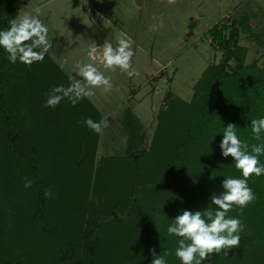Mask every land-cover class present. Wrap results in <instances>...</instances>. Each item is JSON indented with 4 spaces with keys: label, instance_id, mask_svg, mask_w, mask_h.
<instances>
[{
    "label": "trees",
    "instance_id": "trees-1",
    "mask_svg": "<svg viewBox=\"0 0 264 264\" xmlns=\"http://www.w3.org/2000/svg\"><path fill=\"white\" fill-rule=\"evenodd\" d=\"M18 14V0H0V30L8 28V21L17 18ZM227 27H230L228 36ZM240 27L250 29L249 24L234 16L231 24L216 23L211 27L212 41L221 42L224 57L205 68L194 84L191 100L168 94L171 99L158 112V124L149 150L136 148L144 141L139 118L128 109L123 119L129 133V161L137 160L138 167L144 168L139 182L136 176L133 177L131 195L141 192L147 201L149 194L152 197L150 203L155 205L157 195H164L171 182L179 190L172 198L179 199L182 204L163 210L159 206L153 210L141 203L137 195L131 200L130 196L119 194L122 190L112 189L107 193L110 204L104 209L106 220L102 223L97 219L86 222L84 212L76 223L64 214L66 210L61 206V197L55 198L52 194L46 198L44 195L46 189L54 193L63 188L65 195L67 175L81 169L85 154L90 155L91 163L94 161L92 151L95 152L97 147V133L93 144L85 148L79 144L76 149H67V146L63 148L64 144L57 143L62 136L66 139L64 143L68 141L67 134L72 132L69 127L65 130L61 128L63 126H57L62 121L60 114L65 112L64 106L70 107L75 124L79 121L78 108L84 103L80 101L78 106H73L65 99L55 108L44 107L45 94L52 86L70 83L67 75L48 55L31 66L19 61L13 64L0 47V264H125L127 256L120 254L119 248L131 250L133 245L139 244L140 238L143 244L145 228L155 230L152 240L147 241L149 249L155 248L159 254L170 252L168 264H181L175 256L180 237L169 236L167 227L185 209L203 211L208 206L215 209L210 205L211 196L223 191L224 177L242 178L233 157L222 156L220 142L224 128L229 123L236 124L239 137L250 146L264 142V133L259 141L251 134V120L264 117V66L259 67L257 60L250 64L245 62L248 48L239 42ZM230 58H235L238 63L231 65ZM84 101L82 113L91 108L100 121L99 110L88 98ZM162 112L166 120H163ZM86 118L89 117L83 115V119ZM89 133L92 130L85 124L76 131L77 135L86 138ZM259 159L264 164V156ZM63 162L67 163L62 168L60 163ZM156 170L162 174L154 175ZM166 173L171 181L162 178ZM179 173L185 180H191L187 187L177 178ZM25 177L33 181L30 188L24 186ZM248 183L257 198L239 216L245 226L240 233L239 247L232 248L228 255L224 252L211 254L202 264H264V175L253 176ZM141 184L142 188L138 187ZM161 184L166 186L161 188ZM77 196H72L73 207L80 202V196ZM228 215L238 216L239 209L234 208ZM116 219L131 228L133 234L125 235L129 240H113L110 238L114 237L106 233L105 229L110 228V233L117 234L118 229L112 226ZM107 220L110 224H106ZM91 225L95 227L94 231ZM97 251H102L103 256L98 258ZM120 258H125L124 262Z\"/></svg>",
    "mask_w": 264,
    "mask_h": 264
},
{
    "label": "rangeland",
    "instance_id": "rangeland-1",
    "mask_svg": "<svg viewBox=\"0 0 264 264\" xmlns=\"http://www.w3.org/2000/svg\"><path fill=\"white\" fill-rule=\"evenodd\" d=\"M44 1L19 0L18 18L25 12L36 15L39 10L40 19L49 28L48 38L53 45L49 53L59 64H65L63 70L68 75L69 73L76 75L74 71L77 63L93 62L112 83L111 90L95 89V95L91 98V102L100 108L101 112L104 114L109 112V115L104 117L109 126L104 128L95 152L92 151L94 161L91 163L90 155L85 154L86 158L81 169H78L77 173L73 171L67 175L68 190L65 191V195L64 188L62 191L52 193L55 198H62L61 206L64 211L66 210L64 214L71 216L70 220L79 223L84 212L86 222L97 219L102 223L106 220L107 211L105 212L104 209L110 204L107 193L112 189L117 192L122 190L119 194L130 196L132 200L137 195L136 193L131 195L130 188L135 179L133 177L136 176L137 181L140 180L139 177L144 171L143 167H138L137 160L131 162L127 156L129 133L123 121L126 111L131 109L144 125L141 130L144 141L136 148L141 151L149 150L158 124V112L163 105L169 104L171 99L168 94L171 93L170 95L179 99L191 100L194 84L205 68L212 62H220L224 57L225 52L221 42L212 41L211 27L216 23L231 24L233 16L250 25L249 30L239 28V42L248 48L245 62L250 64L257 60L259 67H263L264 0H177L175 4H168L167 0H77V4L74 3L75 0ZM161 19L165 27L159 30L153 29L152 26L158 24ZM229 32L230 27H227L226 36ZM121 38L128 39L131 43L134 53L132 66L135 69L132 74L119 69L115 71L104 69L98 59L93 61L88 56L93 44L100 42L104 44L108 40L115 46ZM229 63L236 65L238 62L235 58H230ZM156 70L159 72L154 76ZM81 101L84 104L78 108L77 123L74 124L75 119L71 117L68 105L64 106L65 112L60 114L62 121L56 123L65 130L69 128L72 130L71 134H67L69 139L65 143L64 136L57 140L59 145L64 144L63 148L67 146V149H76L79 144L85 148L92 145L95 139L94 131L87 134V138L76 134L79 126L84 125L83 115L98 121L97 114L91 108H88V112L82 113L85 110V101L84 99ZM162 114L163 120H166L165 113ZM72 125L73 127H70ZM66 163H60V166L63 168ZM136 167L139 169L136 170ZM146 172L151 173V170ZM64 173L66 175V170ZM153 174L158 176L162 172L156 170ZM166 174L162 175V178L171 181L170 175ZM177 178L186 187L191 183V180H185L181 173ZM169 183L170 186L167 185L169 190L164 195H157L155 205L150 203L152 197L149 194L146 201L139 192L138 199L153 210L159 206L163 210V208L170 209L172 205L175 207L181 205L179 199H173L174 195L179 194L178 188L174 183ZM142 185L138 187L142 188ZM160 186L163 187L162 184ZM83 193L89 195L85 197ZM77 194L80 196V202L77 203V207H73L75 203L71 199ZM115 213L118 214L119 210ZM107 223L110 224L108 220ZM113 223L114 229H118L117 234L110 233V228L105 229L110 237H114L110 239L129 240L125 235L133 232L128 224L117 219ZM90 227L94 231L95 227L92 225ZM137 228L138 231L141 230L140 226ZM154 231L151 228L147 231L145 228L142 232L145 242L141 244L142 240L138 238L139 244L133 245L131 250L119 248V253L124 254V257L127 256L126 260L125 258L120 260L122 262L125 260V264H150L152 260L150 257L153 256L147 241L152 240ZM83 234H87L85 230ZM83 239L87 241V236ZM82 246L83 251L85 247L83 244ZM250 248H253V245ZM40 249L44 250L41 247ZM97 253H99L98 258L103 256L102 251Z\"/></svg>",
    "mask_w": 264,
    "mask_h": 264
},
{
    "label": "clouds",
    "instance_id": "clouds-1",
    "mask_svg": "<svg viewBox=\"0 0 264 264\" xmlns=\"http://www.w3.org/2000/svg\"><path fill=\"white\" fill-rule=\"evenodd\" d=\"M176 2L177 0H167L168 4ZM8 23V28L0 30V47L8 54L7 59L13 64L19 61L27 66L43 61L53 45L48 38L49 28L40 19L39 10L36 15L25 12ZM152 27L159 30L165 25L161 19ZM133 55L131 43L125 38L119 39L115 46L108 40L103 45L94 44L88 51V56L93 61L98 59L104 69L112 71L119 69L129 74L135 72L132 66ZM59 66L64 69L65 64L60 63ZM74 73L76 75L69 73L70 83L67 86L51 87L45 94L47 99L44 107L55 108L65 99L75 106L85 98L91 99L95 95V89L103 88L109 91L112 88L110 78L93 62L77 63ZM83 123L97 134H102L104 128L109 126L107 119L94 121L91 117L86 118ZM262 133L264 117L252 119L253 139L261 140ZM220 148L223 157H233L235 168L241 172L242 178L224 177L223 191L219 195L211 196L210 205H214L215 209L211 206L203 211L185 209L167 227L169 236L180 237L175 256L181 264H202L211 254L224 252L228 255L232 248L239 247L240 233L245 228L239 216H242L245 208L257 198L248 181L253 176L264 175V164H261L259 159L260 156H264V142L250 146L246 140L239 137L236 124L229 123L224 128ZM24 180V186L30 188L33 181L27 177ZM44 195L50 198L51 190L46 189ZM234 208L239 209V215L229 216L228 213ZM150 252L154 257L150 264H168L167 256L171 255L170 252L157 254L155 248Z\"/></svg>",
    "mask_w": 264,
    "mask_h": 264
},
{
    "label": "crops",
    "instance_id": "crops-1",
    "mask_svg": "<svg viewBox=\"0 0 264 264\" xmlns=\"http://www.w3.org/2000/svg\"><path fill=\"white\" fill-rule=\"evenodd\" d=\"M46 1V0H45ZM44 1V2H45ZM75 4H77V0H75V2H74ZM18 4H19V0H18ZM19 13H20V7H19ZM18 16H19V14H18ZM18 18V17H17ZM94 45V44H93ZM96 45H103V44H101V42L100 43H98V44H96ZM52 60H53V62L57 65V66H59V63H58V61L56 60V59H54L53 58V56H51V54L50 53H48L47 54ZM60 67V66H59ZM49 70V69H48ZM66 75H67V77H68V74L63 70V69H61ZM157 72H159V70H156L154 73H153V75L155 76L156 74H157ZM162 73V72H161ZM153 78V77H152ZM89 99V98H88ZM90 101H91V99H89ZM95 105V104H94ZM95 107L99 110V112H100V114H101V119H104V117H106V116H108L109 115V112L108 113H106V114H104L103 112H101V110H100V108H98L96 105H95ZM102 114H103V116H102ZM136 115V114H135ZM100 119V120H101ZM140 120V119H139ZM140 122H141V120H140ZM142 123V122H141ZM142 125H143V123H142ZM143 127H144V125H143ZM100 137H101V134H99V136H98V143H97V147H98V145H99V141H100Z\"/></svg>",
    "mask_w": 264,
    "mask_h": 264
}]
</instances>
